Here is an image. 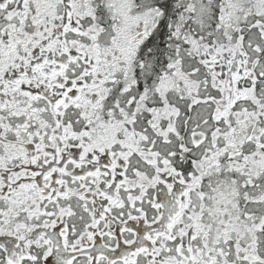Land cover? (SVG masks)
<instances>
[{"label": "snow or ice", "instance_id": "snow-or-ice-1", "mask_svg": "<svg viewBox=\"0 0 264 264\" xmlns=\"http://www.w3.org/2000/svg\"><path fill=\"white\" fill-rule=\"evenodd\" d=\"M0 264H264V0H0Z\"/></svg>", "mask_w": 264, "mask_h": 264}]
</instances>
